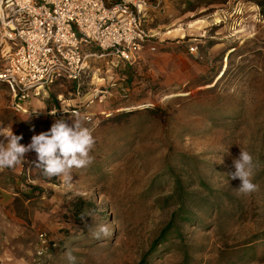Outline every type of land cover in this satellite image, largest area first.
<instances>
[{
    "label": "rangeland",
    "instance_id": "374dc122",
    "mask_svg": "<svg viewBox=\"0 0 264 264\" xmlns=\"http://www.w3.org/2000/svg\"><path fill=\"white\" fill-rule=\"evenodd\" d=\"M262 11L264 0H164L147 16L155 52L126 68L90 58L79 85L47 89L27 115L12 106L24 146L82 118L93 159L70 180L45 177L34 151L0 170L13 187L0 264H68L69 251L76 264H264ZM96 90L109 91L103 104ZM241 150L249 194L231 179Z\"/></svg>",
    "mask_w": 264,
    "mask_h": 264
},
{
    "label": "built area",
    "instance_id": "2783aa9c",
    "mask_svg": "<svg viewBox=\"0 0 264 264\" xmlns=\"http://www.w3.org/2000/svg\"><path fill=\"white\" fill-rule=\"evenodd\" d=\"M163 1L0 0L1 58L6 62L0 84L10 90L13 108L28 114L27 105L47 89L79 85L90 58H109L116 68H126L147 48L155 52L147 16ZM107 94L96 90L94 99L103 104Z\"/></svg>",
    "mask_w": 264,
    "mask_h": 264
},
{
    "label": "clouds",
    "instance_id": "9594fccd",
    "mask_svg": "<svg viewBox=\"0 0 264 264\" xmlns=\"http://www.w3.org/2000/svg\"><path fill=\"white\" fill-rule=\"evenodd\" d=\"M33 131L35 130L33 129ZM0 137H4L7 141L5 143L0 140V168H12L20 163L25 153L34 151L37 154L36 168H39L45 177H63L70 180L73 168L83 169L90 165L93 159L90 156V151L94 145V139L91 130L84 126L82 118L72 119L71 124L65 119L55 120L48 131L34 134L27 146L20 143L23 136L15 135L12 129L0 128ZM234 167L235 172L231 174V179L238 178L241 181L239 188L235 191L242 194L256 191L258 186L250 179L252 176L250 153L241 150L240 156L234 160ZM85 217L92 218V214L81 213L82 221ZM85 227L97 239L101 235H109L107 225L94 223V226H89L85 223ZM65 255L68 264H76L77 257L70 251Z\"/></svg>",
    "mask_w": 264,
    "mask_h": 264
},
{
    "label": "crops",
    "instance_id": "0c3cea01",
    "mask_svg": "<svg viewBox=\"0 0 264 264\" xmlns=\"http://www.w3.org/2000/svg\"><path fill=\"white\" fill-rule=\"evenodd\" d=\"M178 31L179 30L174 31L173 34ZM1 42L0 40V43ZM1 50L2 48L0 47V70L6 66L5 60L1 58ZM12 106L13 97L10 90L5 85L0 84V128L12 129L13 131ZM0 140L7 143L4 137H0ZM0 170H2V168H0ZM3 175L4 173H0V247H5L6 240L11 241L13 238V219L9 222L6 220V217L12 216L13 213V187L10 184L8 186L4 185L5 182L3 181V177H5V175ZM5 251L6 250H4L2 254Z\"/></svg>",
    "mask_w": 264,
    "mask_h": 264
},
{
    "label": "trees",
    "instance_id": "16d2710c",
    "mask_svg": "<svg viewBox=\"0 0 264 264\" xmlns=\"http://www.w3.org/2000/svg\"><path fill=\"white\" fill-rule=\"evenodd\" d=\"M262 15H264V11H262Z\"/></svg>",
    "mask_w": 264,
    "mask_h": 264
}]
</instances>
